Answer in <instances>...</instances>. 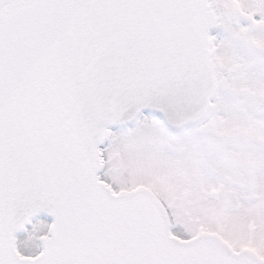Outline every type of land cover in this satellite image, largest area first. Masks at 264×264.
I'll use <instances>...</instances> for the list:
<instances>
[{"label":"snow or ice","instance_id":"obj_1","mask_svg":"<svg viewBox=\"0 0 264 264\" xmlns=\"http://www.w3.org/2000/svg\"><path fill=\"white\" fill-rule=\"evenodd\" d=\"M0 264H264V0H0Z\"/></svg>","mask_w":264,"mask_h":264}]
</instances>
